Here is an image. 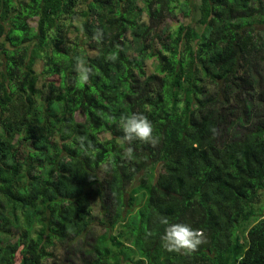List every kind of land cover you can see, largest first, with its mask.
Masks as SVG:
<instances>
[{
    "label": "trees",
    "instance_id": "1",
    "mask_svg": "<svg viewBox=\"0 0 264 264\" xmlns=\"http://www.w3.org/2000/svg\"><path fill=\"white\" fill-rule=\"evenodd\" d=\"M165 217L206 243L166 251ZM48 261L264 264V0H0V264Z\"/></svg>",
    "mask_w": 264,
    "mask_h": 264
},
{
    "label": "clouds",
    "instance_id": "2",
    "mask_svg": "<svg viewBox=\"0 0 264 264\" xmlns=\"http://www.w3.org/2000/svg\"><path fill=\"white\" fill-rule=\"evenodd\" d=\"M103 29H96L93 33V40L100 43L103 39ZM109 61H115L117 56L109 54L106 58ZM75 71L77 72L76 87H83L88 84L90 76L93 74L91 67L87 66L83 59L78 58ZM119 128L123 131V142L131 144L135 140L156 147L159 143V137L153 135V125L149 119L139 113H132L122 116L118 123ZM214 131V130H213ZM83 145V138H81ZM122 159L132 161L135 159L134 150L131 146L125 147L121 143ZM160 223L167 225L164 235L161 237V246L168 252H176L184 255H190L198 250L199 246L206 243V236L202 230L193 229L185 223L169 224L168 219L162 218ZM148 235H151L149 233Z\"/></svg>",
    "mask_w": 264,
    "mask_h": 264
},
{
    "label": "rangeland",
    "instance_id": "3",
    "mask_svg": "<svg viewBox=\"0 0 264 264\" xmlns=\"http://www.w3.org/2000/svg\"><path fill=\"white\" fill-rule=\"evenodd\" d=\"M184 16H186V15H184L183 13H178L177 14V19L178 20H185L183 18ZM35 20H36L35 18H31V19H29V23L34 26L35 25ZM36 67L40 68V62L39 61L36 63ZM148 69L151 70V65L150 64H148ZM100 218H101L100 207H99V204L97 202H95L94 206H93L92 218L91 219H92L93 224L95 226H97V228L100 227L99 224H98V220ZM54 253H55V255L57 257H59V256L62 257L64 255H66V252H65V249H64V245L63 244H56ZM48 263L50 264L51 261L50 262L48 261Z\"/></svg>",
    "mask_w": 264,
    "mask_h": 264
}]
</instances>
